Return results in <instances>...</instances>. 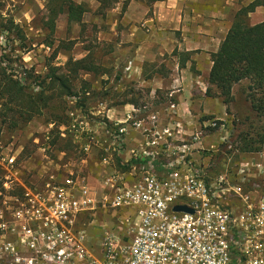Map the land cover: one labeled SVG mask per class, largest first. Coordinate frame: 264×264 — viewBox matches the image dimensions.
Returning <instances> with one entry per match:
<instances>
[{
  "label": "built area",
  "instance_id": "built-area-1",
  "mask_svg": "<svg viewBox=\"0 0 264 264\" xmlns=\"http://www.w3.org/2000/svg\"><path fill=\"white\" fill-rule=\"evenodd\" d=\"M88 96L73 94L67 121L34 138L46 166L38 179L24 177L15 135L0 140V264H264V151L237 172L225 152L226 169L213 178L202 128L181 122V92L124 119ZM55 134L76 155L59 151ZM108 208L113 226L93 243L94 217Z\"/></svg>",
  "mask_w": 264,
  "mask_h": 264
},
{
  "label": "crops",
  "instance_id": "crops-1",
  "mask_svg": "<svg viewBox=\"0 0 264 264\" xmlns=\"http://www.w3.org/2000/svg\"><path fill=\"white\" fill-rule=\"evenodd\" d=\"M74 1L85 4L88 10L80 22H70L66 13L57 16L51 64L59 74L69 77L73 94L90 93L86 101L91 106L103 98L110 117L124 119L144 102L156 103L157 98L169 92H181L177 97L181 122L193 129L198 124L189 121V113L198 117V112H213L214 102L218 107L220 99L207 94L212 53L218 51L237 14L247 8L251 24L264 21V0H116L107 9L101 8L100 1L91 0L96 6L94 15L90 2ZM61 18L65 19V30L61 28ZM92 37L106 44L100 61L91 47ZM87 56L94 59L98 71L71 73L69 60ZM50 92L51 102L64 99L67 110L73 94H63L58 86ZM51 102L42 114L53 111ZM220 109L224 111L222 106ZM130 155L131 150L123 153L126 159Z\"/></svg>",
  "mask_w": 264,
  "mask_h": 264
},
{
  "label": "rangeland",
  "instance_id": "rangeland-1",
  "mask_svg": "<svg viewBox=\"0 0 264 264\" xmlns=\"http://www.w3.org/2000/svg\"><path fill=\"white\" fill-rule=\"evenodd\" d=\"M85 1L90 2L93 7L91 15H94L96 6L93 5V2L91 3V0ZM46 9L45 0H0V24L4 25L10 23V20H14L20 26L19 31L0 32V36L3 34V38L0 39L1 48L5 50L3 53L6 52L12 59L17 60L13 65L15 69L34 68L43 74L47 71V64H52L55 49L53 46L45 44L48 32L42 30L46 19ZM64 22L65 19L61 18V28L65 30ZM93 30L95 31L96 28H92ZM71 32L69 28L67 34L70 35ZM90 40L92 45L90 46L93 47V51L97 55V61L102 60L105 55L103 50L106 49V44H99L93 37ZM62 59L63 56H60L59 60ZM249 84L248 79L236 83L229 103L223 101L224 97L218 96V90L215 86H208V96L220 99L217 104L218 107L213 101V112L205 110L198 112V117L192 113L187 116L189 121L197 122L198 127L202 128V147L209 150L206 154L212 156L210 170L213 178L226 169L223 160L225 152L231 157L228 166L230 172L239 171L245 162L252 161L256 164L260 162V154L264 151V141L261 142L260 140L261 135H263L264 140V116L254 111L247 100ZM51 104L53 106L52 112H54L52 116L49 112H45L35 117L17 132H11V129L7 127L0 129V140L3 144H8L12 140V135H15L17 141L25 146L21 162L22 173L25 178L30 180L38 179L40 173L46 170L43 167L42 157L34 143V138L43 139L49 122L53 120L67 121L66 101L56 98ZM221 106L224 111L220 109ZM55 114L59 115L56 116ZM190 130L193 131L192 128ZM136 138L139 140V137ZM257 147L260 149L257 150ZM69 150H71L72 155H76L71 144H69ZM3 170L4 168L0 165V176ZM92 182L100 192L102 189L100 179L94 176ZM94 218L91 238L93 243H98L101 239L102 230L113 226L112 211L108 208L105 213H98Z\"/></svg>",
  "mask_w": 264,
  "mask_h": 264
},
{
  "label": "trees",
  "instance_id": "trees-1",
  "mask_svg": "<svg viewBox=\"0 0 264 264\" xmlns=\"http://www.w3.org/2000/svg\"><path fill=\"white\" fill-rule=\"evenodd\" d=\"M101 8H110L116 0H98ZM48 17L44 20L43 31H47L45 38L47 46L53 45V35L56 18L66 13L70 22H80L88 7L74 0H47ZM20 26L10 20L1 25L0 32L19 31ZM43 44V42H41ZM0 45V119L2 128L5 126L16 132L24 128L35 117L41 115L52 100V91L56 86L63 90V94L72 95L69 77L58 73V68L47 64V71L43 74L34 68H14L17 60L4 52ZM94 59L90 56L73 61L69 60L70 71L78 74L79 70L98 71ZM213 64L209 82L218 90V96L229 103L233 96L236 83L248 79L247 100L259 115L264 116V21L251 24L248 19V9H242L222 41L217 52L212 53ZM208 94V92H207ZM50 115H54L51 112ZM58 116L59 114H55ZM54 121V120H53ZM64 123L66 121H56ZM263 142V135L260 138ZM61 142V144H60ZM53 143L59 151L68 150L69 139H59L55 134ZM69 143V144H68ZM68 144V147H67ZM257 150L260 148L257 147Z\"/></svg>",
  "mask_w": 264,
  "mask_h": 264
},
{
  "label": "water",
  "instance_id": "water-1",
  "mask_svg": "<svg viewBox=\"0 0 264 264\" xmlns=\"http://www.w3.org/2000/svg\"><path fill=\"white\" fill-rule=\"evenodd\" d=\"M174 210L177 211H188V212H193L194 210L186 205H176L174 207Z\"/></svg>",
  "mask_w": 264,
  "mask_h": 264
}]
</instances>
